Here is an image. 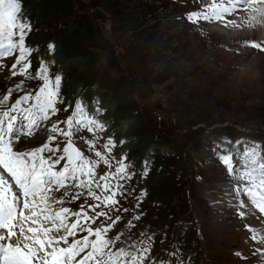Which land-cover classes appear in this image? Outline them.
I'll return each instance as SVG.
<instances>
[{
    "label": "rangeland",
    "instance_id": "1",
    "mask_svg": "<svg viewBox=\"0 0 264 264\" xmlns=\"http://www.w3.org/2000/svg\"><path fill=\"white\" fill-rule=\"evenodd\" d=\"M39 1L20 0L31 25L25 39L31 67L25 77L18 69L13 76L11 65L18 53L3 57L0 99L35 93L42 85L35 79L42 61L53 83L61 76L63 103L57 105V118L69 114L65 104L80 102L106 128L74 134V145L97 165L93 182L81 181L77 189L70 181L53 191V200L65 201L54 207L76 211L83 202H99L101 206L89 213L94 219L99 215L96 226L108 225L112 249H122L129 260L143 255L142 264H264V241L251 238L264 235V214L254 206L242 209L238 203L243 201L236 197L249 174L255 169L259 175L264 166V25L252 16V9H242L243 0H47L64 12L36 16L27 6ZM208 8L214 14L192 16ZM227 17L235 24L221 20ZM68 29L80 31L68 38ZM84 33L87 39L79 50ZM99 35L103 42L97 40ZM65 40L76 45L74 55L91 58L92 67L79 61L83 66L66 70L58 53V42ZM178 44L184 45L183 55L178 54ZM113 80L126 85L120 95L129 100L119 113L102 103ZM214 116L242 122L247 129L230 126L218 134L205 124H190ZM50 135L56 134L42 125L34 136L21 137L26 143L18 141L23 144L19 150L39 147ZM144 135L152 137L156 149L136 155L134 147ZM109 136L116 142L113 149L106 148L113 142ZM65 140L56 136L50 146L59 145L62 153ZM173 145L180 151L174 152ZM221 145L224 154L233 155L236 167L230 175L214 154ZM122 155L134 176L123 181L126 188L118 191L124 194L114 197L119 203L105 207L110 193L104 185L110 181L100 176L108 170L105 163L115 169ZM111 183L114 188L115 181ZM155 184L162 186L155 190ZM13 191L18 195L14 185ZM77 193L79 198L72 200Z\"/></svg>",
    "mask_w": 264,
    "mask_h": 264
},
{
    "label": "snow or ice",
    "instance_id": "2",
    "mask_svg": "<svg viewBox=\"0 0 264 264\" xmlns=\"http://www.w3.org/2000/svg\"><path fill=\"white\" fill-rule=\"evenodd\" d=\"M26 19L20 0H0V57L18 53L11 65L13 76L17 75V69L20 75H27L31 67L28 60L31 49L25 45L31 25ZM35 79L42 82L35 95L24 94L10 106L9 95L0 99L3 109L0 110V264H137V261L142 264L145 256L137 255L129 260L122 249H112L107 238L108 225L96 226L99 215L94 219L89 213L101 206L99 202L88 204L87 211L83 203L76 211L63 206L54 207L63 205L65 201L59 197L53 200V191L58 192L70 181L77 189L81 187V181L93 182L91 177L97 165L85 159L74 145V134L85 128L88 132L106 131V128L87 114L80 102L74 106L65 104L63 110L69 114L63 120L57 118L53 121L52 118L58 117L60 112L57 105L63 103L59 95L61 76L56 75L53 83L49 68L41 61L36 68ZM95 111L99 112V109ZM41 125L56 135H50L47 142L39 147L19 150L16 141L21 135L30 137ZM56 136L66 138L62 153L59 145L50 146ZM107 139L113 142L106 148L113 149L116 142L111 136ZM217 148L214 154L219 163L227 174H232L236 167L233 155L224 154L222 145ZM96 155L103 154L97 152ZM126 159L122 155L115 169L105 163L108 170L100 176L104 180L106 175L110 181L104 185L110 193L109 198L103 201L105 207L119 203L114 197L124 194L118 191L126 188L123 181L133 179L134 173L128 171ZM112 181H115L114 188ZM13 185L18 195L13 191ZM141 194L145 195L143 191ZM243 194L255 209L264 214V166H261L259 175L255 169L249 174ZM78 198L79 193L72 200ZM248 230L252 232L250 228ZM69 237H72L71 241ZM251 238L254 242L264 241V235ZM144 251L149 252L150 249Z\"/></svg>",
    "mask_w": 264,
    "mask_h": 264
},
{
    "label": "trees",
    "instance_id": "3",
    "mask_svg": "<svg viewBox=\"0 0 264 264\" xmlns=\"http://www.w3.org/2000/svg\"><path fill=\"white\" fill-rule=\"evenodd\" d=\"M31 6H27V9L29 12H32L34 14H38L36 16H39L42 13L48 14V15H53V14H59L61 12H64V8H62L61 6H58L57 4H52L51 1H47L46 2H41V0L34 4L31 3ZM75 31H80L77 29H68L67 35L66 37L69 38L70 34L72 32ZM86 33V32H85ZM82 34L79 38L78 41V49L81 50L83 47V42H85L86 38V34ZM97 40L99 42H103V38L102 35H99ZM59 43V48H58V53H59V57L61 58V60L64 62V68L67 69H71V68H75L77 66H83L79 63V61L84 63V66H91V58H83L81 59L80 56L74 55L72 53V48L73 46L75 47L76 45H74V43L70 40H65V41H60ZM82 44V45H81ZM143 47L146 46V43L143 42L141 44ZM76 49V47H75ZM176 49L178 50V54H182V51L184 49V45L178 44L176 46ZM179 58V57H177ZM78 62V63H77ZM93 70V69H92ZM138 85H134V88H138ZM125 86L122 87V84L119 81L113 80L112 81V90L111 92H109L108 95H103L104 100L102 101V103L104 104L105 107H107L109 109V111L111 110H117V112L119 113L120 111H123L124 107L126 106L127 102H129L128 99H126V96L120 95V90L121 88H125ZM102 89H100L101 91ZM117 108V109H116ZM112 114V113H111ZM109 117L111 118V115H109ZM219 117H211V118H207V119H202L201 121H194L193 123H190L191 126H196V125H200V124H205L208 127H213V130H210L211 133H223V130L228 128V127H233V128H240V129H247L246 125H244L242 122H230L227 119H218ZM181 121V120H180ZM134 122V121H133ZM133 122L131 124H133ZM231 123V124H228ZM130 124V125H131ZM135 125H138L136 127V129L139 127V124L137 122L134 123ZM226 124L224 127H221L220 125H224ZM129 125V126H130ZM218 125V126H216ZM133 128L135 129L134 125ZM216 126V127H215ZM128 127V126H127ZM135 129V131H136ZM173 149V151H180V147L179 146H172L171 147ZM155 145L153 144V140L152 137H150V135H144L143 136V142L140 145H135L134 147V154L139 155V154H143V155H148L151 152H154L155 150ZM162 153V152H161ZM160 153V154H161ZM159 154V155H160ZM184 153L182 152V157H183ZM162 184H160V186L158 187V184H155V190H157L156 188H161ZM163 189V188H162ZM172 201V200H171ZM162 205V204H161ZM171 205V203H170ZM164 206V205H163ZM165 208V207H164ZM172 208V205H171ZM171 208L168 212V215L170 216V211ZM168 217V216H167Z\"/></svg>",
    "mask_w": 264,
    "mask_h": 264
},
{
    "label": "bare ground",
    "instance_id": "4",
    "mask_svg": "<svg viewBox=\"0 0 264 264\" xmlns=\"http://www.w3.org/2000/svg\"><path fill=\"white\" fill-rule=\"evenodd\" d=\"M230 2H231V0H230ZM196 4H197V2H196ZM239 5H240V7H241L242 9H244L245 11H246V10L248 11V9H249V7H250V9H252V12L254 13V15L252 14V16L257 17V18H258L257 21H259L260 23L263 22V25H264V0H243V1H240V2H239ZM248 5H249V6H248ZM239 9H240V8H239ZM239 9H238V10H239ZM248 12H249V11H248ZM212 14H214V11H212L210 8H208V9H206V10L204 9L203 12H202L201 14H194V15H192V16L203 17V16H210V15H212ZM221 20L227 22L228 24H230V23L235 24V21H236V20H231L230 17H227V18H224V19H221ZM1 60H3V57H0V62H1ZM29 76H30V75H29ZM24 77H25V75H24ZM26 77H27V76H26ZM0 82H1V81H0ZM1 90H3V89H2V87H1V83H0V91H1ZM9 91H10V90H8L7 92L9 93ZM29 94H31V93H29ZM32 95H35V93H33ZM17 98H19V96H18ZM17 98H15V99L12 100V101H9V102H8L9 106H10L12 103H14L15 100H16ZM53 118H54V117H53ZM53 118H52V119H53ZM55 119H57V117H55ZM39 127L42 128V125L39 126ZM60 127H61V125H60ZM37 129H38V127L36 128V130L34 131V133H33L30 137H32V136L35 135ZM22 136H23V135H21V137H22ZM21 137H20V140H18V141H19L20 143L22 142L23 144L26 143V141H25L24 139L21 140ZM26 137H28V136H26ZM18 141H16V146L19 148V146L21 145V147H22L23 144H20ZM245 185H246V184H244L243 186H239V187H242V189L240 190L239 194H238L236 197H237L238 199H240L241 201H243L242 203H238V205H239L242 209L247 210V209H246V206H247L248 208H251V209H252V206H253V205L250 203V201L248 200V198L243 194V193H244ZM95 191H96V189H95ZM83 204L85 205V208H86V207H87V202H83ZM90 204H93V203L91 202Z\"/></svg>",
    "mask_w": 264,
    "mask_h": 264
}]
</instances>
